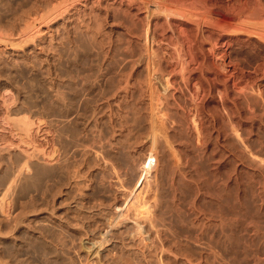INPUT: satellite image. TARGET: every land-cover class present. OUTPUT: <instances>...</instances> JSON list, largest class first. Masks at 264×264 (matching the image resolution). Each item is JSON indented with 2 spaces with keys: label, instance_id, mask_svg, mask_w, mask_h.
I'll return each instance as SVG.
<instances>
[{
  "label": "rangeland",
  "instance_id": "1",
  "mask_svg": "<svg viewBox=\"0 0 264 264\" xmlns=\"http://www.w3.org/2000/svg\"><path fill=\"white\" fill-rule=\"evenodd\" d=\"M55 1L58 0H0V39L4 41L0 40V264H126L127 261V264H264V71L261 66L248 77V81L256 82L254 85L249 82L251 89L246 84V90L238 94L226 87V94L231 89L228 94L240 103L236 104L228 94L222 96L224 86L213 87L207 95L209 98L201 104V113L195 112L191 103L192 83H184L178 75L172 78L175 83H171L167 80L168 71L158 75L159 87L165 82L157 87L162 92H149L153 90L150 85L142 87L141 92L139 86L128 88L130 84L119 83L118 76L130 71L129 66L127 71L114 68L120 52L111 47L125 35L116 21L108 26L104 24L105 31L97 37H102L104 42L98 40L101 43L84 44L86 41L74 34L79 28L86 29L84 19H79L82 17L74 19L77 29L65 21L60 24L59 33L53 35L44 15L47 11L43 12L44 8H50L48 2ZM70 1L72 6H83L78 0L76 4ZM71 9L75 11V7ZM29 22L37 28L33 29ZM28 25L32 26L30 30ZM23 27L31 33L26 34L28 30ZM111 28L115 31L110 32ZM32 29L40 31L35 41L32 39L34 42L29 37L36 31ZM26 36L31 44L30 40L24 41ZM105 39L110 44H103ZM48 40L53 43L50 46H56H52L53 50L48 49ZM246 41L233 43L231 48L252 69L257 61H264H261L264 40L252 37V44ZM41 46L47 47L46 50ZM33 57L42 60L40 65ZM105 65L111 66L110 70ZM44 66L49 67L50 74ZM57 69L60 71L56 72ZM143 69L136 74L147 76L148 80L150 73ZM165 79L179 90L175 92L177 87H170ZM100 80L103 86L97 88L96 82ZM251 90H255L251 93L254 96L244 94ZM55 93L58 94L54 96ZM152 94L158 99L153 100ZM235 106L241 108L242 115ZM249 107L255 111L253 120V109ZM229 113L237 115L229 117ZM197 124L202 126L200 132L196 131ZM108 182L110 185L114 182L115 186L110 187ZM130 197L135 198L132 201ZM139 209L145 210L149 222ZM48 225L50 229L46 230ZM15 226L19 227L14 232ZM36 227L41 231L45 228V233L42 232L47 238ZM48 230L52 232L49 234ZM61 234V238L65 235L68 240L65 237L61 240L58 237ZM52 237L66 242V247Z\"/></svg>",
  "mask_w": 264,
  "mask_h": 264
},
{
  "label": "bare ground",
  "instance_id": "2",
  "mask_svg": "<svg viewBox=\"0 0 264 264\" xmlns=\"http://www.w3.org/2000/svg\"><path fill=\"white\" fill-rule=\"evenodd\" d=\"M44 1V0H43ZM70 1V0H69ZM68 0H58V1H55V2H48V3H51L50 4V8L47 7V5H45L48 10H45V6H41L44 8V12L43 13H46L45 11H47L45 18L46 20H49V28L50 30L52 31V33H54L53 35L56 34V31L59 29L60 30V24L64 23L65 21L67 22H70L68 23L70 26H73L74 29H77L76 25L73 23L74 22V19L77 17H82V18H79V19H84L83 22H85L86 24H84L86 26V29L84 30H75V33L73 31V33L78 36V38H82L83 40H85L86 42H84V44L87 43H94V42H98V43H101L99 42V38L97 39V37L99 35H101V32L102 30H104L105 26L104 24L107 23V26H108V23L112 22V21H116L117 22V25H121L122 26V31L125 33V35L122 37V38H118V42L116 40L117 43L111 44V49L114 47V49L116 48V50H119L118 52L119 53V56L117 57V61L116 62V65L114 68H116L117 70H121L126 68L125 71H127V67L129 66V71L128 74H126V72L124 74V76H118L121 78V80H119L120 82L119 83H122V85L124 84L127 85V84H130L128 86V88L130 86H132L133 88L136 87V86H139V88L141 87V92L143 91L144 88L142 87H146L148 85L151 86V93H153L154 91L156 92V90L160 91L158 88H160L161 86H163L162 84H164L165 82H163L160 87H159V76L160 74H163L165 73V71H168V77H167V80L171 83H175V82H172L174 80H172V78H174L175 75H178V77L184 82V83H192V86L193 87V91L191 92L190 89H192L190 86V91L192 94H191V97H192V100H191V103L192 106L194 109H195V112H200L201 110V104L203 103L204 104V101H206L205 99H207L206 97H208V93L211 91V89L213 87H219V86H224L225 88V93L224 92H220V93H223L225 95L222 94V96H227V94L229 93V91H231V89L228 91L227 90V94H226V87H230V88H233L234 90L238 91V92H234L235 93H238L240 91H244V89L246 88V86L249 84L250 81H248V77L254 72L258 71V69H260V66H261V69H263L264 71V68H262V63H264V59H261L262 63L261 62H256V65H253V68L252 69H249V67H247L242 60H240L238 58V56L236 55L237 53H233V49L231 48V45L233 43H239V42H243V41H246V40H249L250 42V39L252 37H257V39H262L264 40V2L261 3L262 0H76L77 2H81V4L83 5L82 7L79 6H76L74 4L75 3V0H72V3H74L72 5L71 4V1L69 3ZM74 1V2H73ZM264 1V0H263ZM43 4V2H41ZM45 3V2H44ZM47 4V2H46ZM263 4V5H262ZM40 4H38L39 6ZM78 5V3H77ZM72 7H75V11H73L71 8ZM21 8V7H20ZM24 8V7H23ZM46 8V9H47ZM39 9V8H38ZM32 10V8H31ZM35 10V9H34ZM40 10V9H39ZM71 10L73 12H71ZM38 11V10H37ZM22 12V11H21ZM28 12V11H27ZM71 12V13H69ZM26 13V12H25ZM41 13V15L43 14ZM84 14V16H83ZM19 15V14H18ZM41 15H38V18L39 16L41 17ZM44 15H42V21H43V17ZM12 17V16H11ZM17 17V16H16ZM22 18V17H21ZM44 18V19H45ZM20 19V18H19ZM27 19V18H26ZM41 19V18H39ZM3 20V19H2ZM25 20V19H24ZM37 21V18L35 19ZM60 20V21H59ZM20 21V20H19ZM76 21V20H75ZM82 21V20H80ZM41 22V21H40ZM39 22V23H40ZM46 22V21H44ZM43 22V23H44ZM48 22V21H47ZM82 22V23H83ZM114 22V24L116 23ZM1 23V22H0ZM8 23V22H7ZM30 23V24H29ZM29 23H24V24H29V25H32L31 22ZM78 23V22H76ZM81 23V22H80ZM81 23V24H82ZM113 23V22H112ZM111 23V25H112ZM22 24V23H21ZM27 28H29V30L32 28V26H29ZM36 25V24H35ZM38 25V24H37ZM41 25V24H40ZM63 25V24H62ZM66 25V24H65ZM106 25V24H105ZM110 25V24H109ZM116 25V26H117ZM118 25V26H119ZM21 26V25H19ZM25 26V25H24ZM48 27V25H46ZM78 26V24H77ZM82 26V25H81ZM92 26V27H91ZM26 27H23V29L25 28V31H27L28 29ZM79 27V26H78ZM115 27V26H114ZM10 28V27H9ZM34 28H37L36 26L34 27L33 26V29ZM48 28V29H49ZM64 28V26H63ZM62 28V29H63ZM66 28V27H65ZM85 28V27H84ZM107 28V27H106ZM4 29V28H2ZM20 29V28H19ZM32 29V30H33ZM45 29V28H44ZM27 31L25 32L26 34L28 32L31 33V31ZM36 30V29H35ZM33 30V31H35ZM58 30V31H59ZM68 30V29H67ZM16 31V30H15ZM21 31H23L21 29ZM20 31V32H21ZM32 31V32H33ZM57 31V32H58ZM62 31V30H61ZM65 31V30H64ZM107 31V30H106ZM115 30L113 28H111V31L110 32H114ZM120 31V30H119ZM20 32H18V35L20 34ZM23 32V35L25 34ZM40 32V31H39ZM37 30L35 31V33L33 34H29L30 36V39L34 40L36 38V35L37 33ZM67 32V31H66ZM2 33V32H1ZM10 33H13V32H10ZM42 33V32H41ZM50 33V34H52ZM59 33V32H58ZM57 33V34H58ZM62 33V32H61ZM68 33V32H67ZM70 33V32H69ZM105 33V32H103ZM47 34V33H46ZM56 34V35H57ZM107 34V33H105ZM103 34V35H105ZM117 34V33H116ZM12 35V34H11ZM40 34H38L37 36H39ZM63 35V34H61ZM60 35V36H61ZM66 35V34H65ZM68 35V34H67ZM74 35V36H75ZM108 36L110 34H107ZM118 35V34H117ZM6 36V35H5ZM16 36V35H15ZM20 36V35H19ZM28 36V35H27ZM23 37L25 38L24 41H27L29 37ZM47 36V35H46ZM49 36V35H48ZM52 35H50V39ZM64 36V35H63ZM63 36H61L63 38ZM112 36V35H111ZM10 37V36H9ZM2 38V37H1ZM20 38V37H19ZM40 38V37H38ZM72 38V37H71ZM102 38V37H101ZM100 38V39H101ZM110 38V37H108ZM29 39V40H30ZM49 39V37H48ZM55 39H56V36H55ZM54 39V40H55ZM64 39V38H63ZM67 39V38H65ZM69 39V38H68ZM73 39V38H72ZM111 39V38H110ZM2 41V39H0ZM3 40H5L3 38ZM9 40V39H7ZM16 40V39H15ZM21 40H23L21 38ZM28 40V41H29ZM31 40H30V44H31ZM32 40V41H33ZM39 40V39H38ZM43 40H46V39H43ZM99 40V41H98ZM103 41V39H101ZM109 40V39H107ZM6 41V40H5ZM11 41V39H10ZM35 41V40H34ZM33 41V42H34ZM50 40H48V45H49V42ZM53 41V39H52ZM60 41V40H59ZM74 41V40H73ZM113 41V40H112ZM4 43V41H2ZM16 42V41H15ZM19 42V41H18ZM32 42V43H33ZM40 42V41H39ZM38 42V43H39ZM44 42V41H43ZM63 42V41H62ZM104 42V41H103ZM106 39H105V44L106 45ZM247 42V41H246ZM256 42V41H255ZM260 42V40L258 41ZM262 42V41H261ZM7 43V41H6ZM13 43V41L11 42ZM29 43V42H28ZM58 43V41H57ZM61 43V42H59ZM67 43V42H66ZM81 43V42H80ZM96 43V44H98ZM251 43V42H250ZM14 44V43H13ZM17 44V43H15ZM26 44V43H24ZM36 44V43H35ZM46 44V43H45ZM50 44H53V43H50ZM56 44V43H55ZM82 44V43H81ZM80 44V45H81ZM83 44V45H84ZM110 44V42L108 43L107 42V45ZM245 44V42H244ZM252 44V43H251ZM255 44V43H254ZM260 44V43H259ZM7 45V44H6ZM5 45V46H6ZM19 44H17L18 46ZM47 45V46H48ZM57 45V44H56ZM66 45V44H65ZM101 45V44H100ZM240 45H242V43H240ZM246 45V44H245ZM12 46V45H11ZM16 46V45H15ZM14 46V47H15ZM16 46V47H17ZM29 46V45H28ZM40 46V44L38 45ZM54 46V45H49L48 46V49L50 47ZM96 48V45H94ZM98 46V45H97ZM248 46V44H247ZM251 46V45H250ZM35 47V45H34ZM56 47V46H54ZM59 47V46H57ZM62 47V46H61ZM73 47V46H72ZM78 47V46H77ZM88 47H89V44H88ZM93 47V46H92ZM99 48H101L100 46H98ZM243 47V46H241ZM239 47V48H241ZM246 47V46H245ZM42 49L43 46H41ZM47 48V47H46ZM46 48L44 49V51L46 50ZM85 51V47H82ZM87 48V46H86ZM91 48V45L90 47ZM88 48V49H89ZM103 49H106L104 48V46L102 47ZM237 48V47H236ZM249 48V47H248ZM247 48V49H248ZM253 48V47H252ZM18 49V48H17ZM32 49V48H31ZM30 49V50H31ZM36 49V48H35ZM39 49V48H38ZM75 49V48H74ZM81 49V48H80ZM109 49V48H108ZM113 49V50H114ZM232 49V51H231ZM256 49V48H255ZM34 50V49H32ZM53 50V47L52 49ZM59 49H57L58 51ZM64 50V49H63ZM76 50V49H75ZM78 50V49H77ZM76 50V51H77ZM82 50V49H81ZM93 50V48H92ZM102 50V49H100ZM100 50L98 51L97 49V52H100ZM235 50V48H234ZM242 50V49H241ZM261 50V49H260ZM24 51V50H23ZM26 51V50H25ZM42 51V50H41ZM50 52V50H48ZM47 51V52H48ZM55 51V49H54ZM56 51V53H57ZM88 51V50H87ZM91 51V50H90ZM103 51V50H102ZM107 51V50H106ZM237 51H239V49H237ZM31 52V51H30ZM38 52V51H37ZM36 52V54H37ZM53 52V51H52ZM82 52V51H81ZM86 52V51H85ZM89 52V51H88ZM86 52V53H88ZM109 52V51H108ZM106 52V53H108ZM117 52V53H118ZM259 52V51H258ZM32 53V52H31ZM35 53V52H34ZM32 53V54H34ZM63 53V52H61ZM67 53V52H66ZM69 53V52H68ZM91 53V52H90ZM93 53V52H92ZM112 53V51H111ZM114 53V51H113ZM260 53V52H259ZM258 53V54H259ZM17 54V53H16ZM27 54H30L29 52ZM39 54V53H38ZM48 54H52V53H48ZM59 54V53H58ZM73 54V52H72ZM85 54V53H84ZM101 54H104L101 53ZM240 54V53H239ZM13 55V54H12ZM19 55V54H17ZM35 55V54H34ZM57 55V54H56ZM55 55V56H56ZM60 55V54H59ZM99 55V53H98ZM106 55V54H104ZM114 55V54H113ZM113 55L111 57H113ZM246 55V54H245ZM38 56V55H37ZM47 56V54H46ZM67 56V55H66ZM90 56V55H89ZM94 56L95 53H94ZM102 56V55H100ZM261 56V55H260ZM14 57V56H13ZM25 57V56H24ZM27 57V55H26ZM36 57V56H34ZM33 57V58H34ZM43 57H45L43 55ZM49 57V56H48ZM58 57V56H57ZM61 57V56H60ZM76 57V55L74 56ZM91 57V56H90ZM107 58L109 57L108 55L106 56ZM110 57V59H111ZM16 58V57H15ZM19 58V57H18ZM29 58V57H28ZM27 58V59H28ZM37 59L40 58L39 56L36 57ZM34 58V59H36ZM50 58V57H49ZM48 58L49 61H51L50 59ZM53 58V56H52ZM55 58V57H54ZM53 58V59H54ZM83 58V57H82ZM92 58V57H91ZM90 58V59H91ZM93 58H96V57H93ZM102 58V57H100ZM97 57V59H100ZM105 60L106 58L103 57ZM257 58V57H256ZM264 58V56H263ZM13 59V58H12ZM11 59V60H12ZM31 59H32V56H31ZM36 59V60H37ZM43 59V58H42ZM52 59V60H53ZM59 59V58H58ZM74 59V58H73ZM76 59V58H75ZM109 59V58H108ZM259 59V58H258ZM17 60V59H16ZM15 60V61H16ZM23 60V59H22ZM88 60V59H86ZM93 60V59H92ZM102 60V59H101ZM114 60V59H112ZM116 60V59H115ZM257 60V59H255ZM14 61V60H13ZM11 61V62H13ZM39 61H42V60H39ZM38 60V64L40 63ZM44 62L46 61L45 58L43 60ZM48 61V62H49ZM55 61H56V58H55ZM100 61V60H98ZM104 60H102L103 62ZM246 61V60H245ZM22 62V61H21ZM32 62V61H31ZM30 62V64H32ZM52 62V61H51ZM65 62V61H64ZM75 62V61H74ZM114 62V63H115ZM250 62V61H248ZM14 64L16 62H13ZM19 63H20V59H19ZM19 63H16V64H19ZM24 63V62H23ZM33 63H35L33 61ZM42 63V62H41ZM47 63V62H46ZM101 62H99L98 64L100 65ZM104 63V62H103ZM102 63V64H103ZM113 63V64H114ZM44 65V63H42ZM41 64V65H42ZM50 64V63H48ZM54 64V63H53ZM65 64V63H64ZM96 64V63H95ZM255 64V62H254ZM11 65V64H10ZM21 66V64H19ZM33 67L35 66V64H32ZM40 65V64H39ZM55 65V64H54ZM57 65V64H56ZM59 65V63H58ZM70 65V64H69ZM78 65V64H77ZM111 65V64H110ZM264 65V64H263ZM9 66V65H8ZM15 66V65H14ZM38 66V65H37ZM51 66V64H50ZM97 66V65H95ZM94 66V67H95ZM106 66V65H105ZM252 66V65H251ZM255 66V67H254ZM258 66V67H257ZM13 67V66H12ZM41 67V66H39ZM45 67V66H44ZM58 67V66H57ZM66 67V66H65ZM99 67V66H98ZM97 67V69H98ZM107 67V66H106ZM105 67V68H106ZM46 68V67H45ZM47 68L49 69V67L47 66ZM46 68V71L48 72L49 70ZM56 68V67H55ZM54 68V69H55ZM96 68V67H95ZM101 68V67H100ZM103 68V67H102ZM111 68V66H110ZM109 66L106 68V70H110ZM113 68V69H114ZM141 68L143 69H146L149 71L150 74V77L148 78L147 80V76L145 78H143L142 76L140 77V74H138L139 76H137L136 73H139ZM32 69V68H31ZM36 69V68H35ZM44 69V68H43ZM52 69V68H51ZM79 69V68H78ZM115 69V70H116ZM143 69V70H144ZM168 69V70H167ZM114 70V72H115ZM52 71V70H50ZM56 72L58 71L55 70ZM60 71V70H59ZM58 71V72H59ZM105 71V70H104ZM260 71V70H259ZM54 72V74H58ZM69 72V71H68ZM101 72V71H100ZM108 72V71H107ZM117 72V71H116ZM115 72V73H116ZM30 73V72H29ZM50 74V72H48ZM47 73V74H48ZM148 73V72H147ZM146 73V75H147ZM261 73V72H260ZM264 74V72H262ZM261 73V76H263V74ZM52 74V75H54ZM65 74V73H64ZM74 74V73H73ZM87 75V73H85ZM103 74V73H102ZM107 74V73H106ZM110 74V72H109ZM118 74V73H117ZM116 74V75H117ZM143 74V73H142ZM145 74V73H144ZM143 74V76H145ZM257 74V73H256ZM81 75V74H80ZM111 75H114L111 74ZM186 75H189L186 77ZM190 75L192 76V80L188 77H190ZM253 75V74H252ZM260 75V74H259ZM47 76V75H46ZM56 76V75H55ZM59 76V75H58ZM167 76V75H166ZM45 77V76H44ZM49 77V76H48ZM67 77V76H66ZM110 77V75H109ZM161 77V76H160ZM56 78V77H55ZM65 78V77H64ZM63 78V80H64ZM84 78V77H83ZM90 78V77H89ZM100 78V77H99ZM99 78H94L95 80L99 79ZM262 78V77H260ZM51 79V78H50ZM70 79H72L70 77ZM85 79V78H84ZM83 79V81H85ZM119 79V78H118ZM253 79V78H252ZM53 80V79H52ZM60 80V79H59ZM62 80V81H63ZM107 80V79H106ZM109 80V79H108ZM164 80V79H163ZM176 80V79H175ZM178 80V79H177ZM251 80V79H250ZM54 81V80H53ZM58 81V80H57ZM92 81V80H91ZM90 81V82H91ZM118 81V80H117ZM162 81V79H161ZM166 81V79H165ZM51 82V81H50ZM88 82V81H87ZM89 82V83H90ZM95 81L93 80V83ZM167 82V81H166ZM179 82V80L177 81ZM255 82V81H254ZM254 82H250V84L254 83ZM33 83V82H32ZM31 83V84H32ZM53 83V82H52ZM58 83V82H57ZM65 83V82H64ZM86 83V82H85ZM117 83V82H116ZM118 83V84H119ZM168 83V82H167ZM181 83V82H180ZM256 83V82H255ZM254 83V84H255ZM60 85H62L61 81L59 83ZM102 80L100 81H97L96 82V87L97 88H100L102 85ZM247 84V85H246ZM250 84L248 87H250ZM253 84V85H254ZM67 85V84H66ZM70 85V84H69ZM87 85V84H86ZM92 86V84H90ZM107 85V84H106ZM109 85V83H108ZM169 85V83H168ZM175 84H172L171 86H174ZM179 85V84H177ZM187 85V84H186ZM252 86V88H254V86ZM258 85V84H257ZM261 85V84H260ZM263 85V84H262ZM122 86V87H124ZM165 86H167L165 84ZM170 86V85H169ZM170 86V87H171ZM176 86V85H175ZM174 86V87H175ZM181 86V85H180ZM179 86V87H180ZM264 86V85H263ZM82 87V86H81ZM94 87H95V84H94ZM121 87V88H122ZM173 87V88H174ZM177 88H174V91L178 89V86H176ZM183 89V86H181ZM220 87V88H221ZM89 88V87H88ZM117 88V87H116ZM127 88V87H126ZM131 88V87H130ZM147 88V87H146ZM187 88V87H186ZM259 88V87H258ZM35 89V88H34ZM56 89V87H55ZM94 89V88H93ZM124 89V88H123ZM138 89V88H136ZM135 89V90H136ZM149 89V88H148ZM162 89V88H161ZM180 89V90H181ZM215 89V88H214ZM223 89V88H222ZM249 89V88H248ZM251 89V87H250ZM256 89V88H255ZM260 89V88H259ZM61 90H63L61 88ZM101 90V89H100ZM134 90V89H133ZM140 90V89H139ZM173 90V89H172ZM179 90V89H178ZM187 90V89H185ZM217 90V89H216ZM219 90V89H218ZM246 90V89H245ZM253 90V89H252ZM249 92V91H246L244 92V94H251L252 91ZM262 90V89H260ZM263 90H264V87H263ZM58 91V90H57ZM65 91V90H64ZM93 91V90H92ZM103 91V90H102ZM127 91V90H126ZM153 91V92H152ZM213 91V90H212ZM56 92V91H54ZM83 92V91H82ZM101 92V91H100ZM141 92H140V99H141ZM148 92V91H146ZM146 92H145V95H146ZM162 92V91H160ZM176 92V91H175ZM188 92V94H189ZM214 92V91H213ZM249 92V93H248ZM260 92V91H259ZM263 92V91H262ZM51 93V92H50ZM59 93V92H58ZM57 93V94H58ZM66 93V92H65ZM86 93V91H85ZM91 93V92H90ZM131 93H132V89H131ZM130 93V94H131ZM138 93V92H137ZM150 93V94H151ZM216 93V92H215ZM231 93V92H230ZM243 93V92H242ZM256 93V92H255ZM258 93V92H257ZM45 94V93H44ZM55 93L54 96L57 95ZM62 94V93H61ZM60 94V95H61ZM68 94V93H66ZM74 94V93H73ZM80 94V93H78ZM119 94V93H118ZM143 94V93H142ZM148 94V93H147ZM162 94V93H161ZM172 94V93H171ZM210 94V93H209ZM218 94V93H217ZM241 94V93H240ZM262 94V93H261ZM35 95V94H34ZM43 95V94H42ZM64 95V93H63ZM62 95V96H63ZM116 95V94H115ZM128 95V93H127ZM139 95V94H138ZM175 96V94H173ZM190 95V94H189ZM229 95V94H228ZM231 95V94H230ZM229 95V96H230ZM253 95V94H251ZM41 96V95H40ZM68 96V95H67ZM79 96V95H78ZM134 97V95H131ZM150 96V95H149ZM148 96V98H149ZM152 96H155L152 94ZM152 96H151V99H152ZM157 96V95H156ZM155 98H153V100H157L158 96ZM188 96V95H187ZM186 96V97H187ZM214 97L217 95H213ZM221 96V97H222ZM228 96V97H229ZM233 96V95H232ZM239 96V95H238ZM246 96H249V95H246ZM254 96V95H253ZM253 96H249L250 99H252L251 97ZM50 97V96H49ZM65 97V96H63ZM70 97V96H69ZM77 97V96H76ZM83 97V96H82ZM93 97V96H92ZM91 97V98H92ZM98 97V96H97ZM133 97L129 98V99H132ZM176 97V96H175ZM219 97V96H218ZM237 97V96H236ZM242 97V96H241ZM244 97V96H243ZM45 98V97H44ZM59 98V96H58ZM72 98V97H71ZM74 98V96H73ZM138 98V96H137ZM144 98V97H143ZM146 98V96H145ZM144 98V99H145ZM157 98V99H156ZM189 99H191L190 97H188ZM209 98V97H208ZM212 98V96H211ZM232 100L235 98L231 97ZM240 99V97H237ZM245 98V97H244ZM248 98V99H249ZM254 98V97H253ZM52 99V98H51ZM55 99V98H54ZM61 99V97H60ZM67 99V98H66ZM65 99V100H66ZM69 99V98H68ZM67 99V100H68ZM79 98H77L78 100ZM88 99V98H86ZM115 99V98H114ZM120 99V98H119ZM118 99V101H119ZM122 99V97H121ZM124 99V98H123ZM122 99V100H123ZM220 99V98H219ZM224 99V97H223ZM223 99H220V100H223ZM236 99V98H235ZM235 99H234V102H235ZM249 99V100H250ZM46 100V99H45ZM48 100V99H47ZM66 100V101H67ZM76 100V98H75ZM83 100V99H82ZM126 100V98H125ZM135 100V99H134ZM143 100V99H142ZM151 100V101H153ZM181 100V99H180ZM179 100V101H180ZM227 100V99H226ZM229 100V99H228ZM245 100V99H243ZM247 100V98H246ZM245 100V101H246ZM50 101V100H49ZM69 101V100H68ZM84 101V100H83ZM128 101V100H127ZM137 101V100H135ZM150 101V100H149ZM150 101V102H151ZM185 101V100H184ZM231 101V99H230ZM240 101V100H239ZM237 101V102H239ZM254 101L255 102V99L254 100H251V102ZM62 102V101H60ZM86 102V100H85ZM90 102V101H89ZM117 102V101H116ZM121 102V100H120ZM119 102V103H120ZM154 102V101H153ZM190 102V101H189ZM222 102V101H221ZM237 102H235L237 104ZM242 102V101H241ZM244 102V101H243ZM243 102L241 104H243ZM249 103H251L250 101H247ZM52 103V102H51ZM125 103V102H123ZM134 103V101H133ZM181 103H183L181 101ZM206 103V102H205ZM214 103V102H213ZM220 103V102H219ZM226 103V102H225ZM228 103V102H227ZM230 103V102H229ZM240 103V102H239ZM246 103V102H244ZM71 104V103H70ZM73 104V103H72ZM122 104V103H121ZM120 104V105H121ZM127 104V102H126ZM187 104V103H186ZM224 104L221 103V105ZM234 104V103H233ZM234 104V105H236ZM253 104V103H252ZM53 105V104H52ZM55 105V104H54ZM68 105V104H67ZM135 105V104H134ZM139 105V104H138ZM188 105V104H187ZM228 105V104H226ZM246 105V104H245ZM66 106V105H65ZM70 106V105H69ZM133 106V105H132ZM141 106V105H140ZM205 106V105H204ZM203 106V107H204ZM224 106V105H223ZM237 106V105H236ZM235 106V107H236ZM239 106V105H238ZM249 106V104H248ZM251 106V104H250ZM256 106V105H255ZM53 107V106H52ZM183 107V106H182ZM185 107V106H184ZM209 107V106H208ZM218 108V106H215ZM225 107V106H224ZM223 107V108H224ZM231 107V106H229ZM240 107V106H239ZM244 107V105H243ZM254 107V105H253ZM62 108V107H60ZM140 109V107H138ZM192 108V109H193ZM238 110V112L240 111L241 108H238L236 107ZM235 108V109H236ZM248 108V107H247ZM249 108H252V107H249ZM56 109H58L56 107ZM186 109V108H185ZM204 109V108H202ZM207 109V108H206ZM205 109V110H206ZM210 108L207 109V111L209 112ZM234 109V108H233ZM232 109V110H233ZM236 109V110H237ZM246 109V107H245ZM253 109V108H252ZM215 110V109H214ZM226 110V108L224 109ZM230 110V109H228ZM68 111V110H67ZM187 111V110H186ZM189 111V110H188ZM202 111V110H201ZM213 111V110H212ZM231 111V110H230ZM242 111V110H241ZM240 111V112H241ZM245 111V110H243ZM250 111V109L248 110ZM254 109L252 110L251 112V116H252V119L253 120V115L252 113H255ZM64 112V111H63ZM207 112V113H208ZM215 112V111H213ZM212 112V113H213ZM217 112V111H216ZM235 112V111H234ZM239 112V114H240ZM25 113V112H24ZM201 113V112H200ZM198 113V114H200ZM211 113V112H210ZM209 113V114H210ZM211 113V114H212ZM218 113V112H217ZM237 113V112H236ZM247 113V111H246ZM250 113V112H249ZM137 114V113H136ZM209 114L207 115V117H209ZM210 114V115H211ZM238 114V113H237ZM237 114H232V115H237ZM154 115V114H153ZM203 115V114H201ZM200 115V116H201ZM230 113H229V117H230ZM231 115V117H232ZM242 115V114H240ZM133 116V115H132ZM217 116V115H216ZM250 116V114L248 115ZM250 116V118H251ZM136 117V116H135ZM206 117V115H205ZM212 117V116H211ZM210 117V118H211ZM220 117V116H219ZM240 117V116H238ZM134 118V117H133ZM200 118V117H199ZM203 119V118H202ZM205 119V118H204ZM209 119V118H208ZM206 120V119H205ZM24 121V120H22ZM194 121V120H193ZM202 121V120H201ZM196 122V121H195ZM27 123L24 121V124ZM194 123V122H193ZM197 123V122H196ZM204 123V122H203ZM201 124V123H200ZM26 125V124H25ZM195 125V123H194ZM85 126V125H84ZM196 127V126H195ZM202 126H198L197 124V129L196 131L200 132V129H201ZM86 128V127H85ZM209 128V127H208ZM207 128V129H208ZM210 128H213L211 127L210 125ZM215 128V127H214ZM218 128V127H217ZM29 129V128H28ZM194 129V128H193ZM203 129V128H202ZM205 130V129H204ZM218 130V129H217ZM209 131V130H208ZM212 132V131H211ZM214 132V130H213ZM212 132V133H213ZM65 133V132H64ZM207 133V131H206ZM216 133V132H215ZM63 135V134H61ZM100 146V145H99ZM102 146V145H101ZM98 147V146H97ZM103 147V146H102ZM101 147V148H102ZM103 149V148H102ZM92 150V149H91ZM102 151V150H101ZM95 153V152H93ZM92 154V153H91ZM67 163V162H66ZM64 164V163H63ZM62 164V165H63ZM69 164V163H68ZM69 167V166H68ZM62 168V167H61ZM64 168V167H63ZM66 168V167H65ZM63 171V169H62ZM72 170H70L71 172ZM38 172V171H37ZM65 172V171H64ZM67 174V173H66ZM72 175V174H71ZM67 176V175H66ZM75 176V175H74ZM13 177H11V180ZM67 179V178H66ZM68 182V181H67ZM109 183V182H108ZM107 183V184H108ZM114 182H111V185H114L113 184ZM102 184V183H101ZM110 185V183H109ZM110 185V187H111ZM115 186V185H114ZM109 187V186H108ZM216 192V191H215ZM217 193V192H216ZM133 198L135 197H130V199L132 200ZM133 201V200H132ZM79 206V205H78ZM76 207V206H75ZM79 209V208H78ZM140 210V214L145 216L146 215V212L145 210L143 209H139ZM138 210V211H139ZM147 216V215H146ZM145 216V219L146 221L149 222L148 220V217L146 218ZM29 219V218H28ZM14 220V219H13ZM25 220V219H24ZM24 220L23 223H24ZM32 220V219H30ZM35 220V219H34ZM21 221V222H22ZM29 221V220H28ZM33 221V220H32ZM38 221V220H37ZM31 222V221H30ZM34 222V221H33ZM36 222V221H35ZM29 223V222H28ZM38 222H36L37 224ZM41 223V222H40ZM39 223V224H40ZM42 225V224H41ZM44 225V224H43ZM42 225V226H43ZM51 225V224H50ZM8 227V226H7ZM19 227V226H18ZM18 227H14V232H15V229H17ZM32 227V226H31ZM41 227V226H39ZM39 227H36V229H39L38 232L39 233H42L43 234V230H44V233L45 231L49 228V225L47 226H44L46 228L42 229L41 231V228ZM11 231H12V227L10 228ZM8 229V230H10ZM50 229V228H49ZM21 230V229H20ZM23 230V229H22ZM25 230V229H24ZM53 230V229H51ZM50 230V231H51ZM10 231V232H11ZM32 231H35L36 230H32ZM50 231L48 230L47 232L50 234ZM1 232V231H0ZM3 232V231H2ZM7 232V231H5ZM13 232V231H12ZM11 232V233H12ZM13 232V233H14ZM27 232H28V229H27ZM30 232V231H29ZM52 232V231H51ZM55 232V231H54ZM65 232V231H62V233ZM68 232V231H66ZM65 232V233H66ZM4 233V232H3ZM18 233V232H17ZM23 233V232H22ZM47 233V234H48ZM19 234V233H18ZM28 234V233H27ZM26 234V236H27ZM32 234V233H31ZM34 234V233H33ZM32 234V235H33ZM38 234V233H37ZM42 234H39V235H42ZM48 234V235H49ZM67 234V233H66ZM69 234V233H68ZM2 235V233L0 234ZM17 235V234H16ZM31 235V237H32ZM45 235L46 237V234H43ZM47 235V236H48ZM9 236V235H8ZM15 236V234H14ZM12 236V238L14 237ZM23 237L25 236V234L23 233L22 235ZM21 236V237H22ZM28 236H30V234H28ZM50 236V235H49ZM52 236V235H51ZM50 236V237H51ZM59 235L58 237L62 240H65L67 239L65 237V235H63L65 237L61 238ZM19 237V236H18ZM20 237V238H21ZM40 237V236H39ZM44 237V236H43ZM41 237V239L43 238ZM44 237V238H45ZM53 237H54V234H53ZM52 239H56V238H53ZM38 238V237H37ZM36 237L34 239H37ZM47 238V237H46ZM10 239V238H9ZM16 239V238H15ZM14 239V240H15ZM49 240V239H48ZM58 240V243L61 241L59 239H56ZM56 240H53V241H56ZM68 240V239H67ZM66 240V241H67ZM42 242V241H41ZM47 242V241H46ZM52 242V241H51ZM63 242V241H62ZM14 243V242H13ZM61 243V242H60ZM66 244V242H64ZM64 243H61V244H64ZM17 244V243H16ZM45 244V243H44ZM64 244V246L66 247V245ZM14 245V244H13ZM60 244H58L59 246ZM46 246V244H45ZM48 246V245H47ZM50 246V245H49ZM57 246V245H56ZM63 246V245H61ZM63 246V247H64ZM62 247V248H63ZM64 249V248H63ZM66 249V248H65ZM11 251V250H10ZM10 253V252H9ZM14 254V253H13ZM118 259V258H117ZM121 259V258H120ZM4 260V259H3ZM115 262H118V260L116 261V258H114ZM121 261V260H120ZM119 261V262H120ZM122 262V261H121ZM125 262V261H124ZM128 262V261H127ZM126 262V264H127ZM132 261H130L131 263ZM123 264V263H122ZM129 264V263H128ZM133 264V263H132Z\"/></svg>",
  "mask_w": 264,
  "mask_h": 264
}]
</instances>
